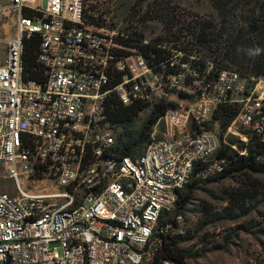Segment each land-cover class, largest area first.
<instances>
[{
  "label": "built area",
  "instance_id": "obj_1",
  "mask_svg": "<svg viewBox=\"0 0 264 264\" xmlns=\"http://www.w3.org/2000/svg\"><path fill=\"white\" fill-rule=\"evenodd\" d=\"M107 1L0 0V177L16 188L0 191V264H143L196 164L222 147L210 128L217 110L238 109L227 134L264 141V76L141 41L169 53L157 63L122 44L141 28L111 24ZM36 34L44 84L24 79L25 40ZM116 72L123 79L113 87ZM180 90L185 100H173ZM114 93L125 106H169L137 158L112 153L120 132L105 122V103ZM223 171L216 161L205 174ZM52 181L65 193L50 192Z\"/></svg>",
  "mask_w": 264,
  "mask_h": 264
},
{
  "label": "trees",
  "instance_id": "obj_2",
  "mask_svg": "<svg viewBox=\"0 0 264 264\" xmlns=\"http://www.w3.org/2000/svg\"><path fill=\"white\" fill-rule=\"evenodd\" d=\"M214 1L218 11V20L202 21L194 17L192 26L180 27L178 33L183 36L176 35V39L181 40L184 37L183 43L187 45L181 49L208 57L214 60L220 68L236 70L244 77L264 76V0ZM143 3L144 0H134L130 11L136 13L138 11L136 8L142 7ZM97 9L96 6H91V11H101ZM165 10L149 8L146 17L154 14L156 17L153 19L160 17L168 26L178 28L181 22L179 18L174 15L170 16L166 8ZM135 13L131 19L135 17ZM91 22L95 23L96 20L91 18ZM136 23L141 28L139 25H143L145 19L140 18ZM185 29L187 32L184 31ZM134 34L138 36L137 39L122 41V44L126 47L140 48L147 57L153 59L154 56L157 63L167 60L169 57L167 51L154 48L152 45H141V41L146 39L142 31L140 33L136 31ZM41 44L42 39L39 34L25 40L23 54L25 81L44 84L47 80L46 70L39 61ZM188 45L193 48H188ZM114 76L113 87L122 81L123 73L116 72ZM146 108H148L147 104L141 102L125 106L115 93L107 99L105 122L121 131L112 148V153L117 157L134 158L137 153L143 154L151 141L154 126L166 114L169 106L156 105L149 118L137 130V120ZM237 114L238 109L233 106H222L217 110L214 119L221 123L223 133L226 132ZM234 146L237 150L233 148ZM244 151L246 154L241 155ZM216 161L224 164L223 172L204 180L197 178L205 174L210 165ZM239 175L246 177L249 183L245 188L227 192L226 202L230 205L228 208L232 210L231 214L235 212L240 217L251 211L252 208L248 205L256 206L264 202V188L258 180L253 179V176L264 175V141L257 136H250L247 144L233 138L229 145L223 143L218 153L208 162L196 164L191 180L180 193L175 209L163 213L159 220L152 239V242L157 241L151 248L153 264H188L190 251L184 248L181 237L175 235L174 231L183 221V214L191 204L195 191L202 185L221 183Z\"/></svg>",
  "mask_w": 264,
  "mask_h": 264
},
{
  "label": "rangeland",
  "instance_id": "obj_3",
  "mask_svg": "<svg viewBox=\"0 0 264 264\" xmlns=\"http://www.w3.org/2000/svg\"><path fill=\"white\" fill-rule=\"evenodd\" d=\"M107 2L102 4L101 10L109 11L107 15L111 24L120 25L122 28L135 27V25L138 26L135 22L143 18L145 23L139 26L146 40L161 44L170 50L179 51L187 46L183 43L185 38L178 40L176 35L183 36L178 33V29L183 26H192L194 17L202 21L218 20L214 0H144L142 7L136 8L138 9L136 13L130 11L134 0H108ZM149 8L152 10H165L166 8L170 16H177L181 21L178 28L168 26L160 17L153 19L156 17L154 14L146 17ZM134 13L135 17L131 19ZM184 31L187 32V29ZM188 48L191 49L193 46L188 45ZM175 94L173 98L175 101L180 102L186 98V93L181 90ZM152 109L148 107L140 114L137 120V130L149 118ZM110 128L114 129L111 126ZM159 128L157 137L161 138L164 131L163 127ZM210 128L220 133L225 145H229L233 138L239 139L237 136L223 133L219 121L212 122ZM114 130L121 132L116 128ZM241 133L248 138L252 136L247 130L241 129ZM235 148L237 149L236 146ZM141 154L137 153L134 158ZM1 173L0 168V175ZM211 176L202 174L197 178L204 180ZM41 178L43 175L38 179ZM253 179L258 180L264 188V175L253 176ZM247 183L249 180L239 175L221 183L202 185L195 191L191 204L183 214V221L174 231L175 235L181 237L184 248L190 251L188 264H264V202L256 206L248 205L252 208L251 211L240 217L235 212L231 214L232 210L228 208L230 205L226 202L227 192L245 188ZM31 184L33 182H27L28 189ZM45 184L50 186V192L65 193V189L58 187L54 181ZM0 191L16 195L14 181L1 176ZM63 201L64 199H59V202ZM154 243L156 244L157 241L155 240L148 246L146 260L143 264H153L151 248L155 246Z\"/></svg>",
  "mask_w": 264,
  "mask_h": 264
}]
</instances>
